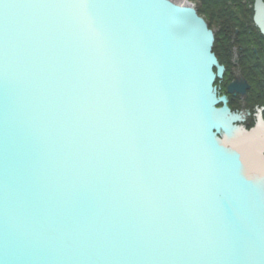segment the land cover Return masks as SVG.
Listing matches in <instances>:
<instances>
[{"label": "water", "instance_id": "water-1", "mask_svg": "<svg viewBox=\"0 0 264 264\" xmlns=\"http://www.w3.org/2000/svg\"><path fill=\"white\" fill-rule=\"evenodd\" d=\"M186 7L0 0V264H264L262 131Z\"/></svg>", "mask_w": 264, "mask_h": 264}, {"label": "flooded vegetation", "instance_id": "flooded-vegetation-1", "mask_svg": "<svg viewBox=\"0 0 264 264\" xmlns=\"http://www.w3.org/2000/svg\"><path fill=\"white\" fill-rule=\"evenodd\" d=\"M255 1L195 0L215 32L213 51L223 67L216 88L226 101L217 107L237 114V125L247 130L264 127V33L253 19Z\"/></svg>", "mask_w": 264, "mask_h": 264}, {"label": "bare ground", "instance_id": "bare-ground-1", "mask_svg": "<svg viewBox=\"0 0 264 264\" xmlns=\"http://www.w3.org/2000/svg\"><path fill=\"white\" fill-rule=\"evenodd\" d=\"M172 1H173V3H177V4H186L187 7L193 9L195 11V13L201 18V15H200L199 11L197 10V6L194 3L195 2L194 0H172ZM255 3H256V1H255ZM259 4H260L259 5L260 7H259V9L257 8L255 10V14L253 16V19L254 20H256V18L258 19L257 22L259 24L258 23L257 24L259 25V28L264 33V21H260V20H264V1L263 0H260V3ZM203 21H204V23L206 25V28L208 29V31H210L212 33V36H213L212 44L210 43V45H211L210 52H211V54H213V56L215 58V62H213L212 63V66H211L212 67V72L215 75V79L213 80V83L211 84V87H213V89L215 90L216 97L219 100L218 103H217V105H219L223 101H226L224 97L223 98L220 97V94H219V97H218V95H217V88H216V80L219 79L222 76L223 67L219 63V60H217L216 56L214 55V51H213L214 39H215L214 34H215V32H214V30H212V29H210L208 27V23L204 19H203ZM215 63H216L217 66H215ZM218 68L221 69L220 70V74H218ZM245 85L247 86L246 83H245ZM223 106L224 105H222L220 107H217V106L216 107L217 108H222ZM228 111L230 112L229 109H228ZM231 114H233V113H231ZM233 115L237 116V114H233ZM236 125H237V123H236ZM258 128H260V130L262 132H258L260 134L257 137H255L253 139H249L246 142H247V145H248L247 146L248 147V150L251 151V154H249L250 155V159L253 160V162L255 163L254 165L260 166L261 169L264 171V134H261V133H264L263 132L264 131V128L263 127L261 128V126H259ZM258 128L256 127L254 129L255 130H258ZM260 130H258V131H260ZM258 151L261 152V155L260 156L259 155H256ZM261 180H262V183H260V184L263 186L264 185V174L262 175Z\"/></svg>", "mask_w": 264, "mask_h": 264}, {"label": "rangeland", "instance_id": "rangeland-1", "mask_svg": "<svg viewBox=\"0 0 264 264\" xmlns=\"http://www.w3.org/2000/svg\"><path fill=\"white\" fill-rule=\"evenodd\" d=\"M195 1V0H194ZM196 6H198V2H194Z\"/></svg>", "mask_w": 264, "mask_h": 264}]
</instances>
